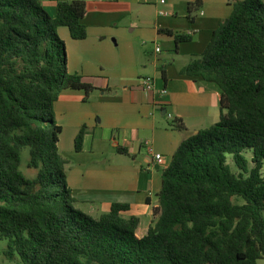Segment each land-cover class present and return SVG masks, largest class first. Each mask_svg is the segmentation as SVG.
Masks as SVG:
<instances>
[{
    "label": "trees",
    "instance_id": "1",
    "mask_svg": "<svg viewBox=\"0 0 264 264\" xmlns=\"http://www.w3.org/2000/svg\"><path fill=\"white\" fill-rule=\"evenodd\" d=\"M0 0V239L18 264H259L264 259V1L234 0L201 56L182 72L222 91L221 117L186 139L163 173L157 220L114 203L95 218L75 206L59 150L55 102L66 89H96L68 71L58 33L88 36L85 0ZM176 44L191 35L163 29ZM185 130L182 121L173 123ZM87 127L76 138L81 151ZM29 149L22 170L23 150ZM232 156L239 172L230 163Z\"/></svg>",
    "mask_w": 264,
    "mask_h": 264
},
{
    "label": "crops",
    "instance_id": "2",
    "mask_svg": "<svg viewBox=\"0 0 264 264\" xmlns=\"http://www.w3.org/2000/svg\"><path fill=\"white\" fill-rule=\"evenodd\" d=\"M40 1L55 18L58 1ZM85 1L87 38L74 39L68 27L58 28L67 47L68 71L88 77L96 86L90 93L66 89L55 102L68 183L75 206L87 214L100 218L112 204L127 203L131 208L125 217H139L140 227L151 214L152 225L163 173L176 151L186 139L220 120L219 86L182 70L204 53L214 31L231 16L234 0L154 1L152 20L147 19L142 0ZM161 10L169 15H161ZM149 24L153 26L147 29ZM163 29L192 39L176 44L175 36ZM147 41L156 46L147 49ZM159 41L168 45L169 55L162 54ZM147 77L154 79L155 89H145ZM164 87L168 93L162 95ZM177 121L185 130L173 126ZM83 126L87 130L78 151L76 138ZM157 153L163 155L162 163L156 160ZM137 234L147 233L140 235L137 229Z\"/></svg>",
    "mask_w": 264,
    "mask_h": 264
},
{
    "label": "rangeland",
    "instance_id": "3",
    "mask_svg": "<svg viewBox=\"0 0 264 264\" xmlns=\"http://www.w3.org/2000/svg\"><path fill=\"white\" fill-rule=\"evenodd\" d=\"M143 4L147 5V19L148 20H152L155 15H156V7L152 4V2H154L155 0H142ZM177 3H180L181 0H175ZM152 24L147 25V29L152 28ZM158 44H160L163 47V55H169L170 54V50L168 49V45L162 43V41H159ZM156 46V43H153V41H147V49L151 50ZM66 144V139H64V145ZM29 157H30V153H29V149L25 148L23 150V164H22V170L24 171V173L26 174L27 177L29 178H33L37 175V170L36 169H32L29 168L27 166V163L29 161ZM229 163L232 167V169L235 172H239L237 166L234 163V160L232 158V156H229ZM263 174H264V167H263ZM153 218V216L151 214L147 215V218H144V221L142 222V224L140 225V227L138 228V233L140 235H142V233L144 234V232L147 233L146 229L148 230L149 225L151 224V219ZM7 248V240H3L0 239V264H18L17 260H11L9 259L5 254L4 251ZM259 264H264V259H260L259 260Z\"/></svg>",
    "mask_w": 264,
    "mask_h": 264
},
{
    "label": "built area",
    "instance_id": "4",
    "mask_svg": "<svg viewBox=\"0 0 264 264\" xmlns=\"http://www.w3.org/2000/svg\"><path fill=\"white\" fill-rule=\"evenodd\" d=\"M157 3H160V4H166L168 0H155ZM160 14L161 15H169V12L168 11H164V10H161L160 11ZM158 51H160V48L157 49ZM143 85L145 87V89L147 90H153L155 89V82H154V79L151 78V77H147V78H144L143 79ZM160 93L162 95H165L168 93V89L166 87H164L163 89L160 90ZM155 158L156 160L159 162V163H162L163 160H164V157L161 153H157L155 155Z\"/></svg>",
    "mask_w": 264,
    "mask_h": 264
}]
</instances>
